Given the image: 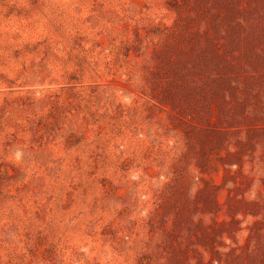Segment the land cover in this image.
Returning a JSON list of instances; mask_svg holds the SVG:
<instances>
[{"label":"rangeland","instance_id":"obj_1","mask_svg":"<svg viewBox=\"0 0 264 264\" xmlns=\"http://www.w3.org/2000/svg\"><path fill=\"white\" fill-rule=\"evenodd\" d=\"M0 264H264V0H0Z\"/></svg>","mask_w":264,"mask_h":264}]
</instances>
